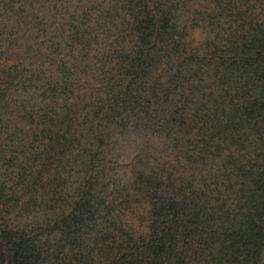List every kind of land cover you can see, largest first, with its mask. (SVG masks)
I'll use <instances>...</instances> for the list:
<instances>
[{"label":"trees","instance_id":"1","mask_svg":"<svg viewBox=\"0 0 264 264\" xmlns=\"http://www.w3.org/2000/svg\"><path fill=\"white\" fill-rule=\"evenodd\" d=\"M0 264H264V0H0Z\"/></svg>","mask_w":264,"mask_h":264}]
</instances>
